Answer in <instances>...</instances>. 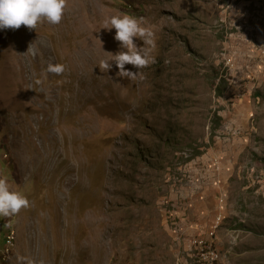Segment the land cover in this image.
I'll return each mask as SVG.
<instances>
[{
	"label": "rangeland",
	"instance_id": "374dc122",
	"mask_svg": "<svg viewBox=\"0 0 264 264\" xmlns=\"http://www.w3.org/2000/svg\"><path fill=\"white\" fill-rule=\"evenodd\" d=\"M117 13L155 33L135 81L98 65ZM262 16L264 0H66L57 25L0 30V175L30 201L0 217V264H200L217 216L214 264H264Z\"/></svg>",
	"mask_w": 264,
	"mask_h": 264
},
{
	"label": "clouds",
	"instance_id": "9594fccd",
	"mask_svg": "<svg viewBox=\"0 0 264 264\" xmlns=\"http://www.w3.org/2000/svg\"><path fill=\"white\" fill-rule=\"evenodd\" d=\"M66 0H0V30L5 28L18 29L22 24L27 28L36 29L42 23L57 25L61 22L65 13ZM101 27L111 30L115 28L114 39L120 42V50L107 59L99 62L101 70H109L112 61L119 69L117 75L135 81L141 76L140 70L154 62L152 52L156 47L155 33L150 26L145 25L141 19L129 14H112L106 16ZM134 38L143 41L138 46ZM32 47L30 44L28 50ZM27 50V51H28ZM131 64L139 71H131L125 68ZM46 71L60 76L65 71L63 63L49 62ZM142 78V76H141ZM39 84L41 81L36 80ZM30 201L27 194L14 188L8 180L0 175V217H10L17 214L22 208H27ZM24 264H33L32 260L18 257ZM43 264V261H40Z\"/></svg>",
	"mask_w": 264,
	"mask_h": 264
},
{
	"label": "built area",
	"instance_id": "2783aa9c",
	"mask_svg": "<svg viewBox=\"0 0 264 264\" xmlns=\"http://www.w3.org/2000/svg\"><path fill=\"white\" fill-rule=\"evenodd\" d=\"M218 217L217 216V220H218ZM216 220V221H217ZM216 223V222H215ZM214 236V226L212 227V230L210 232V238L208 240H200V246H206V253L205 255H198L199 259H200V264H203V261L206 260L207 257H214V248H215V245L212 241L213 237ZM15 237H16V233L14 230H10L6 237H5V240H6V246H12V243L13 241L15 240ZM8 253H4V257H6Z\"/></svg>",
	"mask_w": 264,
	"mask_h": 264
},
{
	"label": "crops",
	"instance_id": "0c3cea01",
	"mask_svg": "<svg viewBox=\"0 0 264 264\" xmlns=\"http://www.w3.org/2000/svg\"><path fill=\"white\" fill-rule=\"evenodd\" d=\"M262 18H263V20H261L262 22L257 23V24H253V25L255 27V31L261 33V35H264V16H262ZM220 207H221V209L223 208L222 206H220ZM219 217H220V220H221V216H219ZM217 222H218V220L216 221L214 227L216 226ZM219 225H220V222H219ZM215 232H216V230H215ZM176 240H177V238H176ZM183 243L185 245L186 252L192 251L193 246H191V244H189L187 240L184 239ZM188 255H189L188 257H189L190 261L194 263V261L192 259V256H191V253H188Z\"/></svg>",
	"mask_w": 264,
	"mask_h": 264
},
{
	"label": "bare ground",
	"instance_id": "6f19581e",
	"mask_svg": "<svg viewBox=\"0 0 264 264\" xmlns=\"http://www.w3.org/2000/svg\"><path fill=\"white\" fill-rule=\"evenodd\" d=\"M195 247H196V250L199 253V255H205L206 246H200V240H196V246ZM217 258H218L217 252H216V249L214 248V257H207L206 260L203 261V264H214V262L217 260ZM216 263H217V261H216Z\"/></svg>",
	"mask_w": 264,
	"mask_h": 264
}]
</instances>
